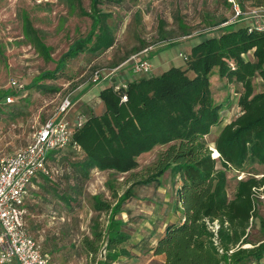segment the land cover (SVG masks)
I'll return each instance as SVG.
<instances>
[{"label": "trees", "instance_id": "1", "mask_svg": "<svg viewBox=\"0 0 264 264\" xmlns=\"http://www.w3.org/2000/svg\"><path fill=\"white\" fill-rule=\"evenodd\" d=\"M101 2L89 0L88 12H84L90 20L87 32L71 43L53 70L35 77L34 86H40V79L54 76L65 57L84 51L94 53L113 44L114 36L106 23L109 11L100 8ZM232 24L193 44L185 54V67L171 65L158 75L126 80L122 102L120 93L110 85L100 89L97 98L103 104L102 112H89L73 133L79 150L48 152V160L68 163L73 184L66 192L48 177H39L68 204L74 200L71 193L78 192L91 169L125 173L137 165L140 153L156 144L162 146L149 166L127 174L123 181L127 187L118 195L113 192L114 200L93 196L92 208L106 214V224L96 228L91 238L84 236L81 240L91 260L100 243L104 250L100 264H110L118 253H126L120 244L129 236L122 228L123 220L114 215L133 197L134 186L157 184L158 177L168 169L171 176H177L181 219L165 224L147 249L153 255H162L160 264H264V173L257 177L244 170L246 165L264 164V88L252 93L251 86L255 73L264 85V32ZM23 27L26 34L32 33L27 19ZM37 45L44 50L38 40ZM247 51H251L252 60L242 57ZM213 66L218 76L240 83L242 90L237 97V113L220 127L210 147L203 136L219 123L221 106L211 98L208 75ZM7 94L13 92L0 93L1 103ZM226 171L235 177L230 197L226 193ZM258 194L263 199L259 217L262 238L251 243L247 235L256 216L254 199ZM204 218L217 219L220 250L212 244Z\"/></svg>", "mask_w": 264, "mask_h": 264}, {"label": "rangeland", "instance_id": "2", "mask_svg": "<svg viewBox=\"0 0 264 264\" xmlns=\"http://www.w3.org/2000/svg\"><path fill=\"white\" fill-rule=\"evenodd\" d=\"M88 4L89 0H0V93L13 92L7 94L9 102H0V153L25 145L34 130L54 113L65 94H69L71 105L63 118L71 122L79 115L85 118L89 112H102L103 104L97 95L105 83L117 84L138 76L158 75L169 65L185 67L183 55H187L189 48L202 38L219 34L225 26L222 22L233 14L226 0H102L100 8L109 11L106 23L112 30L113 44L94 53L84 51L74 57H65L54 76L40 79L37 81L40 86H34L35 77L53 70L71 43L87 32L90 20L84 12H88ZM258 6L264 7V0L239 1L241 12ZM241 17L233 22L234 27L251 22L245 14ZM24 19L29 21L32 33H25ZM37 40L44 50L37 45ZM250 52L242 57L252 60ZM132 54L147 58L150 71L133 74L130 65H120ZM95 69H102L100 76L113 70L94 84L88 82V78ZM123 74L127 79H121ZM186 74L191 76L190 72ZM11 79L17 86H9ZM208 82L212 101L221 105L219 123L230 120L238 110L240 83L218 76L215 66L211 68ZM251 86L252 93L264 88L257 73L251 78ZM88 104H94V109ZM212 134L209 130L203 136L210 147ZM152 147L136 157L137 165L128 172L120 174L104 170L95 174L90 171L78 192L71 193L74 200L68 204L58 199L48 181L39 176L33 179L29 196L24 200V224L47 264H100L104 252L102 243L94 260L85 254L81 245L84 236L91 238L96 228L102 229L106 224V214L92 208V198L114 200L111 194L116 192L118 195L127 187L128 183L123 181L129 172L141 171L155 160L157 149ZM48 165L58 170L49 180L58 188L70 191L73 180L68 163L48 160ZM244 170L259 177L264 173V164L246 165ZM166 172L165 176L164 171L158 177V180L163 178L164 190L155 192L151 187L153 184L134 186L136 198L127 215L121 217V212L114 215V218H124L122 228L129 237L120 244L126 253H118L110 264H139L142 259L145 264L160 263L156 257L150 259V253L145 249L152 239L150 231L156 233L162 227L163 220L154 218L152 211L158 210V214L165 216L162 196H169L170 190H174L170 187L172 176L168 169ZM226 177V193L230 197L235 177L231 171H226ZM262 200L254 199L256 216L247 235L251 243L262 238L259 228ZM170 206L168 208L172 210ZM141 235L147 237L143 245L137 247L134 242Z\"/></svg>", "mask_w": 264, "mask_h": 264}, {"label": "built area", "instance_id": "3", "mask_svg": "<svg viewBox=\"0 0 264 264\" xmlns=\"http://www.w3.org/2000/svg\"><path fill=\"white\" fill-rule=\"evenodd\" d=\"M232 9V17L222 24H229L241 19L242 14L251 19L246 25L247 30H259L264 32V7L258 6L241 12L237 0H226ZM145 51V49L143 50ZM142 51V52H143ZM185 58V55H183ZM130 65L133 74L147 73L151 69L150 63L145 57L130 55L124 64ZM119 65V66H120ZM118 66V67H119ZM117 68V67H116ZM102 69H95L88 82L97 83ZM9 86L15 87V80H9ZM114 91L120 93L119 101L125 100L122 90L125 81L110 84ZM3 100L10 101L5 95ZM69 94L62 96L55 107L54 113L43 121L32 133L30 140L23 146L10 152L0 153V264L14 262L15 264H47L46 257L40 252V248L34 238L28 233L24 224V199L27 188L32 179L39 175L51 178L57 174L55 166L48 165L47 154L51 150L69 148L79 150L78 143L73 138V133L83 122L84 118L79 115L73 117L71 122L63 118V113L70 107ZM262 199V195L258 194ZM206 229L210 232L212 244L219 247L217 219L204 218ZM220 250V248H218ZM230 252V250H228Z\"/></svg>", "mask_w": 264, "mask_h": 264}, {"label": "crops", "instance_id": "4", "mask_svg": "<svg viewBox=\"0 0 264 264\" xmlns=\"http://www.w3.org/2000/svg\"><path fill=\"white\" fill-rule=\"evenodd\" d=\"M188 52V51H187ZM170 66V65H169ZM168 66V67H169ZM167 68V67H166ZM166 68H164V70L166 69ZM121 79H123V80H125V79H127V77L125 76V74H123L122 75V78ZM129 80V79H128ZM105 86H108V84H104V87ZM88 107L89 108H91V109H94V104L93 105H89L88 104ZM229 120H227L226 122H223V123H218V124H216V125H213V126H211V128H210V130L212 131V140L214 139V137H215V135L217 134V132L219 131V129H220V127L222 126V125H224L225 123H227ZM212 140H211V142H212ZM156 146V149H157V152L162 148V146L161 145H155ZM155 146H153V147H155ZM152 147V148H153ZM139 156V155H138ZM92 173H95V174H97V173H99L100 171H104V170H98V169H96V168H93V169H91L90 170ZM166 171H165V173H164V176L166 175ZM36 178V177H35ZM52 178V177H51ZM50 179V178H49ZM163 179V178H162ZM162 179H159L158 181H157V184H153L151 187L153 188V190L156 192H160V191H162V190H164L163 189V182H162ZM33 181V179L31 180V182ZM31 182H30V184H29V186H28V188H27V195L25 196V199L29 196V192H30V187H31ZM173 183V184H172ZM178 184V182H177V176L176 175H174V176H172V181H171V184H170V187H171V189H173L174 188V190L172 191V190H170V195L169 196H162V202H163V205L166 207V212L165 213H163V214H165V216H163L162 217V213L161 214H158V210H153L152 211V215H153V217L154 218H157V219H159L160 218V220H163L162 221V227L158 230V232H156V233H154L153 231H150V233H152V239L150 238L149 239V244L148 245H146V249L145 250H147L148 248H150L152 245H153V243H154V240H155V238L159 235V234H161V232L163 231V228H164V226H165V224H167V223H172V222H177V221H179L180 219H181V209H180V206H179V200H178V195H177V185ZM135 189H137L136 187H134L133 188V197H131L129 200H128V202H126V203H124L122 206H124V208L123 209H121V217H124L125 215H127V213L129 212V210L128 209H130V207H132V204H134V202H133V200H134V198H136V195H135ZM176 197V198H175ZM24 199V200H25ZM172 206V210L170 209L169 210V208H168V206ZM170 206V207H171ZM24 208H25V213H26V207H25V204H24ZM173 212V213H172ZM170 213V214H169ZM155 214V215H154ZM24 216H25V214H24ZM161 217H162V219H161ZM122 220L123 221H125L124 220V218H122ZM146 237L147 236H139V238H137V240L134 242V244L138 247H141V245H143V243L145 242V240H146ZM245 246H248V245H245ZM135 247V246H134ZM139 249V248H138ZM145 252H147V251H145ZM148 253H150V259L151 258H153V257H156V258H158V260H159V262L161 263V260H162V255H153L152 253H151V251H148ZM143 261V259L141 260V262L139 263V264H145L144 263V261ZM159 263V264H160ZM4 264H15L14 262H8V263H4Z\"/></svg>", "mask_w": 264, "mask_h": 264}, {"label": "water", "instance_id": "5", "mask_svg": "<svg viewBox=\"0 0 264 264\" xmlns=\"http://www.w3.org/2000/svg\"><path fill=\"white\" fill-rule=\"evenodd\" d=\"M216 152V151H215ZM216 155H217V152H216Z\"/></svg>", "mask_w": 264, "mask_h": 264}]
</instances>
